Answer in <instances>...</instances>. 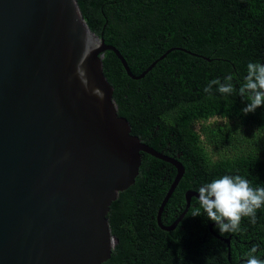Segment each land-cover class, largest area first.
I'll use <instances>...</instances> for the list:
<instances>
[{"label":"trees","instance_id":"trees-1","mask_svg":"<svg viewBox=\"0 0 264 264\" xmlns=\"http://www.w3.org/2000/svg\"><path fill=\"white\" fill-rule=\"evenodd\" d=\"M76 1L90 30L102 31L135 75L173 47L139 79L127 75L111 50L102 58L117 113L128 120L131 133L184 167L161 212L164 225L185 208L187 190L198 191L213 179L239 175L252 187H264V105L245 114L247 97L239 95L248 63L264 64V0ZM229 75L236 89L232 94H221L215 85L204 91L210 81L224 83ZM175 173L169 162L141 152L134 182L118 192L107 212L121 250L137 246L141 256L149 246L156 248L153 236L173 231L160 228L156 213ZM197 207L194 196L176 226L185 238L178 244L186 249L162 262L163 245L143 264H244L253 246L264 260V207L257 210L255 224L243 217L238 232L224 235L206 214L191 215ZM211 223L214 233L229 243L210 232ZM128 230L132 235L138 231L139 238L127 241ZM111 250V259L103 264L135 263L114 258L115 248Z\"/></svg>","mask_w":264,"mask_h":264},{"label":"water","instance_id":"water-1","mask_svg":"<svg viewBox=\"0 0 264 264\" xmlns=\"http://www.w3.org/2000/svg\"><path fill=\"white\" fill-rule=\"evenodd\" d=\"M172 49L135 75L76 0H0V264H103L114 241L107 212L134 182L141 152L176 168L156 213L163 229L175 227L199 194L187 190L183 211L162 226L184 167L131 133L102 65L111 50L139 79Z\"/></svg>","mask_w":264,"mask_h":264},{"label":"clouds","instance_id":"clouds-1","mask_svg":"<svg viewBox=\"0 0 264 264\" xmlns=\"http://www.w3.org/2000/svg\"><path fill=\"white\" fill-rule=\"evenodd\" d=\"M231 75L225 77V82L214 79L204 88L211 92L213 85L224 95H230L236 89L231 83ZM239 95L247 97V106L242 111L247 114L264 105V64L249 62L247 75L239 87ZM199 207L192 210L193 216L206 214L214 221L221 235L235 233L240 230L243 217H249L250 222L256 223L257 210L264 207V187H252L249 181L239 175H224L213 179L198 189ZM255 246L246 253L244 264H264V260L255 255Z\"/></svg>","mask_w":264,"mask_h":264},{"label":"flooded vegetation","instance_id":"flooded-vegetation-1","mask_svg":"<svg viewBox=\"0 0 264 264\" xmlns=\"http://www.w3.org/2000/svg\"><path fill=\"white\" fill-rule=\"evenodd\" d=\"M212 118L213 119H210V120L214 121V120H216V118H219V117H212ZM193 192L198 193V191H195V190ZM194 196L195 195H192L191 198H193ZM191 198H190V200H191ZM156 221H157V219H156ZM160 222H161L163 227L170 225V224L164 225L162 223L161 219H160ZM165 222H167V220H165ZM178 223H179V221L177 222V224ZM177 224L175 225L174 229H172L173 231L170 234L165 235V237H160V233L157 237L153 236L154 240L151 242V244H154L156 246V248L153 249V245L149 246L148 250H145V252L141 256L136 254V251L139 248L137 246L136 247H128V249H126V250H121L120 249L121 247H119V244H120L119 237H116L115 235L112 234V238L114 240L112 248L113 247L115 248V251L113 253L114 258L120 257L124 261H134L135 262L134 264H143L147 258L150 259L151 257L155 256L154 254L157 253V249L164 245L163 247H165V248L161 250L162 254L159 256V260H161L162 262H168V260L170 258L177 257V254L179 252H183L186 249V246L183 247L181 243L178 244L179 241H183V239L185 240V238H182V236H180V234L178 233L179 231L176 229ZM160 228H161V226H160ZM181 228H183V226H181ZM177 236H180V237H177ZM133 237L138 239L139 238V232L137 231L135 234L132 235V233L129 232V230H128V233L126 234V240L127 241L133 240L132 239ZM111 255H112V250H111L110 257L108 259H111ZM107 264H122V263L109 260V262H107Z\"/></svg>","mask_w":264,"mask_h":264},{"label":"rangeland","instance_id":"rangeland-1","mask_svg":"<svg viewBox=\"0 0 264 264\" xmlns=\"http://www.w3.org/2000/svg\"><path fill=\"white\" fill-rule=\"evenodd\" d=\"M211 119H213V118H211ZM216 119H218V120H219L220 118H216ZM199 127H200V123H199V122H197V123L195 124V128H196V129H199Z\"/></svg>","mask_w":264,"mask_h":264}]
</instances>
